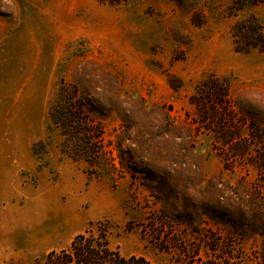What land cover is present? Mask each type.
Returning <instances> with one entry per match:
<instances>
[{
  "label": "rangeland",
  "instance_id": "obj_1",
  "mask_svg": "<svg viewBox=\"0 0 264 264\" xmlns=\"http://www.w3.org/2000/svg\"><path fill=\"white\" fill-rule=\"evenodd\" d=\"M97 222L153 264H264V0H0V264Z\"/></svg>",
  "mask_w": 264,
  "mask_h": 264
},
{
  "label": "trees",
  "instance_id": "obj_2",
  "mask_svg": "<svg viewBox=\"0 0 264 264\" xmlns=\"http://www.w3.org/2000/svg\"><path fill=\"white\" fill-rule=\"evenodd\" d=\"M99 1H101V3L113 5L126 0ZM253 48H255V46H253ZM59 98L61 100L63 99V95L60 93ZM64 107V103L62 102L59 104V107L51 113V118L55 123L63 127L67 125V120L70 124L75 122L73 113L69 112L66 114ZM224 139L228 141L227 136H225ZM83 143H85L88 149L80 155V159H84L91 163L92 160H90V157L93 155V150H91L88 145L90 142L87 141ZM108 225V222H97L96 224H92L91 227L87 228L83 233L77 234L67 248L50 252L43 264H153L144 256H124L119 250L112 248L108 237Z\"/></svg>",
  "mask_w": 264,
  "mask_h": 264
}]
</instances>
